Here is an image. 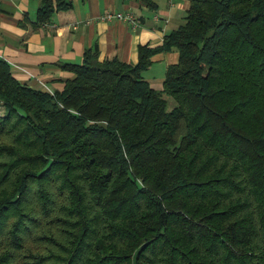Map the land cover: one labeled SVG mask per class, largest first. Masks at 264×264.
<instances>
[{"label": "trees", "instance_id": "16d2710c", "mask_svg": "<svg viewBox=\"0 0 264 264\" xmlns=\"http://www.w3.org/2000/svg\"><path fill=\"white\" fill-rule=\"evenodd\" d=\"M137 52L87 48L52 89L0 57V264H264V0H189Z\"/></svg>", "mask_w": 264, "mask_h": 264}, {"label": "crops", "instance_id": "0c3cea01", "mask_svg": "<svg viewBox=\"0 0 264 264\" xmlns=\"http://www.w3.org/2000/svg\"><path fill=\"white\" fill-rule=\"evenodd\" d=\"M49 20L39 23L40 0H0V57L20 81L33 87L52 89L71 75L62 63H79L85 49L97 47L99 59L138 60V45L158 46L163 36L184 20L189 0H64ZM54 6L56 0H53ZM106 12L130 14L135 24ZM142 71L150 86L161 89L166 67L177 60L174 49L151 56Z\"/></svg>", "mask_w": 264, "mask_h": 264}, {"label": "built area", "instance_id": "2783aa9c", "mask_svg": "<svg viewBox=\"0 0 264 264\" xmlns=\"http://www.w3.org/2000/svg\"><path fill=\"white\" fill-rule=\"evenodd\" d=\"M102 17L106 18V19L116 18L119 20H126L128 22H131L132 24L136 23L135 19L128 13L123 14V13H119V12H112V13L106 12Z\"/></svg>", "mask_w": 264, "mask_h": 264}, {"label": "rangeland", "instance_id": "374dc122", "mask_svg": "<svg viewBox=\"0 0 264 264\" xmlns=\"http://www.w3.org/2000/svg\"><path fill=\"white\" fill-rule=\"evenodd\" d=\"M164 97L167 99V107H171L172 104H174V100L170 95H164Z\"/></svg>", "mask_w": 264, "mask_h": 264}]
</instances>
